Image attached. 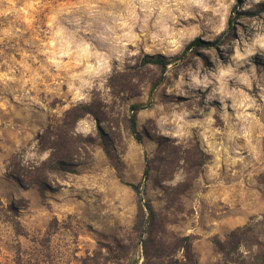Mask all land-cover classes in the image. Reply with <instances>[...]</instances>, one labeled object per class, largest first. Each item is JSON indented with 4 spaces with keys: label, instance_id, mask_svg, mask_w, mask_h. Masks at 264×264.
Instances as JSON below:
<instances>
[{
    "label": "rangeland",
    "instance_id": "obj_1",
    "mask_svg": "<svg viewBox=\"0 0 264 264\" xmlns=\"http://www.w3.org/2000/svg\"><path fill=\"white\" fill-rule=\"evenodd\" d=\"M195 38L217 43L183 53ZM146 54L164 56L165 71L142 64ZM89 104L100 118H65ZM60 137L74 171L47 173L43 185L20 179ZM127 183H141L156 214L164 247L152 260H182L190 244L196 264H254L264 244V0H0V264H81L100 241L140 243ZM234 231L243 236L228 246ZM141 247L135 264H146Z\"/></svg>",
    "mask_w": 264,
    "mask_h": 264
},
{
    "label": "trees",
    "instance_id": "obj_2",
    "mask_svg": "<svg viewBox=\"0 0 264 264\" xmlns=\"http://www.w3.org/2000/svg\"><path fill=\"white\" fill-rule=\"evenodd\" d=\"M232 19L228 21V25L231 26ZM217 43V40H214L212 42L209 41H203L200 38H195L192 41H190L183 53L189 51L190 49L196 52L198 49L202 47H211L214 46ZM142 64H156L160 67L161 72H164L166 69V66L168 65L166 58L160 54L155 55H149L146 54L141 58ZM159 79L155 81L150 88V93L153 91V89L157 86L159 83ZM130 108L133 111H138L142 108H145L144 104H132L130 105ZM75 115L71 118L72 114ZM92 113L96 119L100 118L101 112L99 113L96 109L92 108V104L89 105H81L75 108H72L66 112V119L71 118V122L74 123L78 118L83 116L84 114ZM129 130L130 133L133 135V137L140 141L141 137L139 133L136 130V122H135V115H131L129 118ZM57 136V135H56ZM80 148L83 149V154L86 156L88 155V151L85 148V142L87 141H81ZM51 149V152L47 158V160L42 164L40 168L35 169V172L30 173V175L26 176L24 175L23 178H20L27 182H33L35 184L43 185L44 179L46 177L47 173L52 172H73L74 171V165L73 159L71 158V150L70 147H65L64 145V138L60 137V140L57 141V139L53 140L52 146L49 147ZM87 158V156H86ZM149 167L146 166V169L143 174V178H146L148 175ZM23 176V175H22ZM41 176V177H40ZM43 178V179H42ZM187 182H183L182 184L177 185L172 190L174 192V195L179 192H183L187 186ZM128 186H130L134 192L138 196V210L135 218V222L133 224V232L136 234L137 239L140 241L142 247V255L146 259V264H196V262L193 259L192 251L190 248V244L185 245V255L182 260L179 259H168L167 261L160 260V258H157V260H152V257L155 255H149L150 249L155 247L156 250H159L161 247H164L163 243L155 238V235H153L151 228L154 227L157 224L156 214L153 210V207L151 203L144 199V197L141 195V183H127ZM172 194V193H170ZM148 234L147 237L142 239L143 234ZM243 235L240 234V231H234L230 234L229 238L230 241H228V246L233 242V239L242 238ZM140 243H135V246L132 245H126L125 243L119 241L118 239L114 240V243H103L98 242L97 248L94 250L92 255H88L87 258L82 259L81 264H108L111 263H118L124 259L127 260L128 264H135L137 258L132 259V254L135 253L138 250V245ZM235 243V242H234ZM233 243V244H234ZM225 243H222L220 241H215V245L217 249H219L223 255L226 258H229V253L225 251L228 246ZM106 248V253L102 254L101 250L103 248ZM157 255V254H156ZM157 257V256H156ZM253 261L254 264H264V244H260L257 251L253 255Z\"/></svg>",
    "mask_w": 264,
    "mask_h": 264
}]
</instances>
